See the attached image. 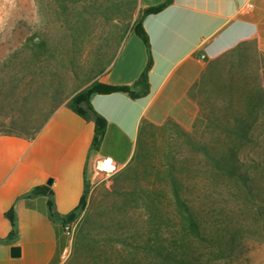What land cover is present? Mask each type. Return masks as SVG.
<instances>
[{
    "label": "crops",
    "instance_id": "0c3cea01",
    "mask_svg": "<svg viewBox=\"0 0 264 264\" xmlns=\"http://www.w3.org/2000/svg\"><path fill=\"white\" fill-rule=\"evenodd\" d=\"M166 1L140 0V7ZM142 23L152 59L149 92L136 99L119 92L91 95L92 106L107 122L98 150L92 149L94 123L65 104L33 139L0 135V239L11 230L5 217L11 208L17 221V238L0 244V264L62 263L67 243L62 225L47 215L49 196H25L33 188L48 187L58 214L70 213L80 202L96 160L110 158L120 167L131 161L142 121L162 125L173 119L185 129L192 127L198 106L190 91L210 63L240 47L247 55H264V0H172ZM148 61L145 44L129 32L95 80L132 85ZM15 246L20 256L13 258L10 249Z\"/></svg>",
    "mask_w": 264,
    "mask_h": 264
},
{
    "label": "trees",
    "instance_id": "16d2710c",
    "mask_svg": "<svg viewBox=\"0 0 264 264\" xmlns=\"http://www.w3.org/2000/svg\"><path fill=\"white\" fill-rule=\"evenodd\" d=\"M57 1L60 2L59 9L67 11L66 0ZM89 1L90 7L99 8L97 1ZM120 1L108 0L105 12H109L112 18L114 13L124 9V14L129 18L125 27L145 44L149 61L140 77L127 86L106 85L91 79L85 87L67 96L62 88L63 73L68 63L75 62V53L69 55L67 50L60 49L41 37L28 38L9 53L0 68V135L33 139L55 110L65 104L84 120L94 123L92 149H99L107 122L94 109L90 97L95 93L119 92L136 99L148 94V71L152 59L149 37L142 21L145 16L160 12L172 0L148 8L138 7V0ZM136 10L137 16L132 21ZM116 54L117 52L108 66ZM227 57L210 63L190 91V97L198 106L194 129L201 121L205 123L208 131L216 134L215 137L198 139L173 119H167L162 125L144 120L140 125L137 147L131 161L142 158L145 151L142 135L147 127L168 131L174 139L181 140L188 150L186 155H170L162 173L169 208L166 220L162 222L163 217L154 196L147 195V200L142 204L145 224L140 228L130 229V232L121 237L116 234L113 238L134 251L151 256L156 264H202L191 250V244L203 239L204 233L187 197L189 174L186 166L194 168L193 171L201 175L202 179L210 177L214 181H233L248 191L253 188L255 180L253 170L264 167V55H247L241 47L230 52V81L218 84L222 62ZM108 66L102 67L99 73L104 72ZM201 95H204L203 98ZM88 190L86 184L78 206L64 216L55 210L53 193L48 187H35L25 195L49 196L47 215L52 222L59 225L73 223L84 214V220L75 237V252L89 240L91 218L87 216L86 210ZM5 217L10 222L11 230L5 239H0V244L17 238L14 209L7 211Z\"/></svg>",
    "mask_w": 264,
    "mask_h": 264
},
{
    "label": "rangeland",
    "instance_id": "374dc122",
    "mask_svg": "<svg viewBox=\"0 0 264 264\" xmlns=\"http://www.w3.org/2000/svg\"><path fill=\"white\" fill-rule=\"evenodd\" d=\"M95 1L99 8L90 7L89 0H66L68 9L62 11L57 0H0V68L9 53L28 38L41 37L76 55L75 62L68 63L63 73L64 93L71 96L85 87L100 75L102 67L108 66L129 33L124 9L111 18L105 12L108 0ZM222 64L218 84L230 81V56ZM205 126L199 121L195 129L193 124L184 129L198 139L215 137ZM142 137L145 151L141 160H132L111 175L93 166L86 209L91 218L89 240L74 251L82 214L75 222L69 255L61 264H156L151 256L113 238L145 224L142 204L147 195L154 196L162 222L166 220L169 208L162 173L170 155H186L188 150L168 131L147 127ZM193 170L186 166L187 197L204 233L203 239L191 244L193 255L202 264H264V167L253 170L255 180L250 191L233 181L202 179Z\"/></svg>",
    "mask_w": 264,
    "mask_h": 264
},
{
    "label": "built area",
    "instance_id": "2783aa9c",
    "mask_svg": "<svg viewBox=\"0 0 264 264\" xmlns=\"http://www.w3.org/2000/svg\"><path fill=\"white\" fill-rule=\"evenodd\" d=\"M120 166L116 164L112 159L110 158H100L95 161L94 163V169L96 171H99L105 175H111L114 174L119 170ZM75 222L70 224H63L62 232L64 236L68 239L69 245L65 246L62 250V259L66 258L69 255L70 252V243L73 239L74 235V228H75Z\"/></svg>",
    "mask_w": 264,
    "mask_h": 264
},
{
    "label": "water",
    "instance_id": "95a60500",
    "mask_svg": "<svg viewBox=\"0 0 264 264\" xmlns=\"http://www.w3.org/2000/svg\"><path fill=\"white\" fill-rule=\"evenodd\" d=\"M51 182H52V181L49 180V181H48V184L50 185ZM10 255H11V257H13V258L19 257V256H20V248L17 247V246L12 247V248L10 249Z\"/></svg>",
    "mask_w": 264,
    "mask_h": 264
}]
</instances>
